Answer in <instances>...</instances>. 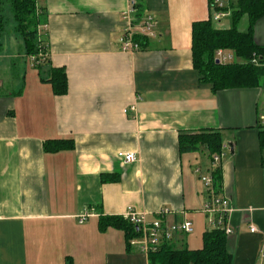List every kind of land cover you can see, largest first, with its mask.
<instances>
[{
	"label": "crops",
	"instance_id": "0c3cea01",
	"mask_svg": "<svg viewBox=\"0 0 264 264\" xmlns=\"http://www.w3.org/2000/svg\"><path fill=\"white\" fill-rule=\"evenodd\" d=\"M133 1L143 9L139 19L149 16L153 23V35L136 51L120 44L121 14L130 0H37L49 64L36 68L35 56L25 51L0 54V67L19 69L17 84L2 89L0 78V264H64L68 258L72 264H148L137 245L127 248L121 229L98 226L99 216L123 217L128 208L149 217L168 209L167 223L190 221V233L171 239L187 247L190 234L199 239L205 228L200 209L209 193L199 175L215 167L220 195L233 208L225 223L231 264L255 257L263 264L264 202L241 204L235 155L224 150L240 153L245 143L252 153L260 149L256 121L264 91L213 92L192 67V24L212 15L208 0ZM254 39L264 44V17ZM28 59L36 75L22 65ZM48 65L64 69L66 94L55 95L45 81ZM202 129L222 137L216 165L204 147L178 151L179 133ZM227 131L254 141L227 146ZM52 139H71L73 146L44 150ZM120 152L134 160L125 162ZM103 174L117 178L102 181ZM190 245L200 247L195 239Z\"/></svg>",
	"mask_w": 264,
	"mask_h": 264
},
{
	"label": "trees",
	"instance_id": "16d2710c",
	"mask_svg": "<svg viewBox=\"0 0 264 264\" xmlns=\"http://www.w3.org/2000/svg\"><path fill=\"white\" fill-rule=\"evenodd\" d=\"M211 5L214 0H208ZM5 8L9 9L14 21V30L23 41L27 55L35 56L36 68L49 64L46 58V40L42 26L45 23L43 8L37 5V0H0V51L2 35L6 30L7 18ZM135 16L139 19L143 9L135 2ZM231 9V27L216 28L209 16L206 20L195 21L192 24V67L200 75V80L211 84L212 91L229 89L263 88L264 89V44H258L254 39V26L264 17V0H229L223 10ZM247 17V26L238 30L237 24L242 16ZM143 46L146 37L135 35ZM217 49L229 50L233 60L228 63H215L214 54ZM41 54V57L38 55ZM255 59V63L252 61ZM45 81L49 82L55 95L67 92V79L64 69L48 65ZM44 80V79H43ZM257 126V124H256ZM258 128V126H257ZM260 150L264 149V131L258 128ZM179 153L192 152L204 147L208 158L222 152V137L219 131L202 129L194 133L181 132L178 135ZM71 139L45 140L44 150L57 151L72 147ZM213 195H219L221 190V170L211 169ZM115 174H103L102 181L115 180ZM98 226L101 230L108 227L118 228L124 232L127 248L129 240L138 237L136 226L121 216H99ZM264 257V256H263ZM148 264H231L232 254L228 250L227 236L221 228L209 227L202 237L200 248L190 249L185 246L177 248L170 240H164L147 253ZM64 264H72L66 259ZM264 264V259H263Z\"/></svg>",
	"mask_w": 264,
	"mask_h": 264
},
{
	"label": "built area",
	"instance_id": "2783aa9c",
	"mask_svg": "<svg viewBox=\"0 0 264 264\" xmlns=\"http://www.w3.org/2000/svg\"><path fill=\"white\" fill-rule=\"evenodd\" d=\"M227 3L229 0H226ZM225 0H214L211 4L212 15L211 18L214 22H219L220 19L227 15V11L223 10L226 6ZM135 2L130 0L128 9L121 14L124 28L120 39L121 49L123 51H136L139 49V42L136 40L135 35L149 37L153 35V23L149 16L140 20L135 17ZM41 57V54L38 55ZM215 60L218 63H228L233 61L234 55L231 51L225 49H217L214 54ZM36 61V57L34 58ZM255 63V59L252 60ZM38 62V61H37ZM36 62V63H37ZM257 126L260 130L264 131V105L257 114ZM123 157L125 162L134 160V154L131 152L118 153ZM220 155L212 156V165H216ZM199 172V169L195 170ZM199 180L208 191V199L202 204L201 212L211 216L208 224L210 227L221 228L227 235L231 232L230 228L225 224L227 215L233 208L230 199L223 195H213L212 191V177L209 174L199 175ZM170 211L168 209H160L153 217H149L146 213L137 212L131 208L123 214V217L130 223L136 226L139 231V236L130 239L129 243L132 246L137 245L139 250L147 255L149 249L154 248L164 240H170L177 233H190L192 231V223L188 220L180 222L167 223L165 215ZM251 232L255 231L253 226L249 227Z\"/></svg>",
	"mask_w": 264,
	"mask_h": 264
},
{
	"label": "rangeland",
	"instance_id": "374dc122",
	"mask_svg": "<svg viewBox=\"0 0 264 264\" xmlns=\"http://www.w3.org/2000/svg\"><path fill=\"white\" fill-rule=\"evenodd\" d=\"M4 14L7 18L6 23V30L4 34L2 35L1 41H2V49L0 51V54L3 53V55L7 52L9 54H16L18 52H23V41L20 35L14 30V21L12 19L11 12L9 9L5 8ZM213 26L216 28H230L231 27V17L230 15L223 17L219 22L213 21ZM247 26V17L246 15L242 16L237 24V28L240 31H243L246 29ZM233 54V53H232ZM233 60H239L236 58H233ZM26 63H22V65H26L27 71H32L34 75L37 74V70L30 68V62L29 59L25 60ZM18 70V71H17ZM14 70L12 68V65L5 64V67H0V78L3 79L2 89L7 88L10 84H17L19 81L18 74L19 69ZM15 76L17 77L15 79ZM263 91L264 89L261 88ZM260 100H263L264 102V92H263V98ZM264 104V103H263ZM257 129V128H255ZM258 130V129H257ZM225 136L228 138V142L226 145L228 146L229 143H233L234 141H254L252 139H249V136L246 135H237L234 131H227ZM225 138V137H224ZM254 145V144H253ZM255 147V146H254ZM201 149V148H200ZM257 153H252L251 145L248 143H245L241 146V152L238 153L236 150L232 154L229 151V146L224 150V153L229 154L230 156L235 155L234 161H235V177H236V186H235V192L237 193L238 198H240L242 205H260L264 202V167L261 165V163L264 162V149L263 151H260V149H255ZM205 152V150H203ZM223 152H221L218 155H222ZM199 156L204 159V157L201 155V152L197 153ZM223 156V155H222ZM205 173V172H204ZM203 186V185H202ZM204 187V186H203ZM205 188V187H204ZM237 210H245L241 208H237ZM209 218L211 216L203 214V218H201V224L203 227L202 232L198 235L196 233L190 234V236H186L188 240V248H191L192 245V239L197 240L200 247L202 245V237L203 233L207 229V225ZM210 227V226H209ZM205 229V230H204ZM241 230H245V227H242ZM199 247V248H200ZM198 248V247H196ZM259 255V250L257 252ZM256 254V256H258ZM247 261H249L248 258H246ZM250 264H257V258L255 257Z\"/></svg>",
	"mask_w": 264,
	"mask_h": 264
},
{
	"label": "water",
	"instance_id": "95a60500",
	"mask_svg": "<svg viewBox=\"0 0 264 264\" xmlns=\"http://www.w3.org/2000/svg\"><path fill=\"white\" fill-rule=\"evenodd\" d=\"M215 63H218V61H217V60H215Z\"/></svg>",
	"mask_w": 264,
	"mask_h": 264
}]
</instances>
